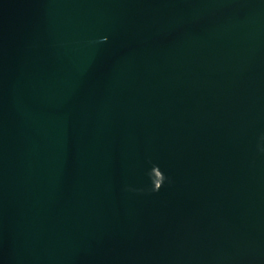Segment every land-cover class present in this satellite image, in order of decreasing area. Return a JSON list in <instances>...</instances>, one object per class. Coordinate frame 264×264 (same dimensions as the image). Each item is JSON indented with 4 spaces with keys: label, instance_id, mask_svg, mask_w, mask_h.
Returning <instances> with one entry per match:
<instances>
[{
    "label": "water",
    "instance_id": "water-1",
    "mask_svg": "<svg viewBox=\"0 0 264 264\" xmlns=\"http://www.w3.org/2000/svg\"><path fill=\"white\" fill-rule=\"evenodd\" d=\"M0 264H264V0H0Z\"/></svg>",
    "mask_w": 264,
    "mask_h": 264
},
{
    "label": "clouds",
    "instance_id": "clouds-1",
    "mask_svg": "<svg viewBox=\"0 0 264 264\" xmlns=\"http://www.w3.org/2000/svg\"><path fill=\"white\" fill-rule=\"evenodd\" d=\"M102 39L107 40V37H103ZM148 175H149V178H150L151 184H152L151 190L152 191L159 190L162 187V185L166 179V177H165L164 173L162 172V170L160 169V167L158 165H153L151 170L149 171Z\"/></svg>",
    "mask_w": 264,
    "mask_h": 264
}]
</instances>
